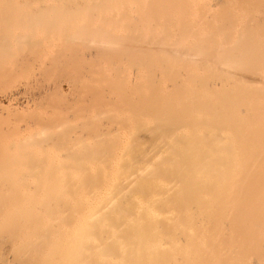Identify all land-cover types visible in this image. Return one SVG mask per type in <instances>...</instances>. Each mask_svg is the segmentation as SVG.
Returning a JSON list of instances; mask_svg holds the SVG:
<instances>
[{
  "label": "bare ground",
  "instance_id": "1",
  "mask_svg": "<svg viewBox=\"0 0 264 264\" xmlns=\"http://www.w3.org/2000/svg\"><path fill=\"white\" fill-rule=\"evenodd\" d=\"M3 103L0 264H264V0H0Z\"/></svg>",
  "mask_w": 264,
  "mask_h": 264
},
{
  "label": "rangeland",
  "instance_id": "2",
  "mask_svg": "<svg viewBox=\"0 0 264 264\" xmlns=\"http://www.w3.org/2000/svg\"><path fill=\"white\" fill-rule=\"evenodd\" d=\"M39 75V72L38 71H32L29 75H28V77H26L25 79L27 80V79H29L28 81H31V82H29L30 83V86H29V88L31 89H34L35 91H36V94H35V92H34V90H32V93H30V94H32L30 97L32 98V96L34 97V99H37V98H35L36 97V95L38 94V95H40L41 96V94L43 93V94H47V92H45L44 93V91H46V90H48V88H47V86H49V85H47V83L48 82H43V84L41 85H37V88H36V82L38 83V81L40 80L39 78H41L40 76H38ZM245 77H249V76H245ZM34 79L35 80H37V79H39V80H37V81H34ZM35 85V86H34ZM43 86V87H42ZM40 87V88H39ZM46 87V89H44ZM40 89V92H38V90ZM43 89V91H42V89ZM28 89V88H27ZM30 89H28V90H25L21 95H24V93L26 92V91H29ZM37 89V90H36ZM30 92V91H29ZM42 92V93H41ZM28 92H26V96L25 97H20L21 99L17 102V105H13L15 108L14 109H17L16 111H17V113H19V112H21V113H19V114H22V115H25L27 112H29V109H31L30 107H31V103L28 105V103H27V99H29L28 97H29V95L27 94ZM35 94V95H34ZM30 98V99H31ZM21 100H25L24 102L22 101V103H21ZM42 100H43V97H42ZM39 101H41V100H39ZM44 101V100H43ZM14 103V102H13ZM25 103H27L26 105H28V106H26V107H29V108H26L25 107V109H24V105L23 104H25ZM19 104V105H18ZM22 104V105H21ZM23 106V107H22ZM45 106V105H44ZM44 106H42V107H44ZM23 109V110H22ZM11 109H9V108H7L6 107V104L5 103H3V109L2 110H0V115H6L7 114V112L8 111H10ZM27 110V112H25ZM9 114H10V112H8ZM13 114V113H12ZM6 134H4V136H5ZM5 138V137H4Z\"/></svg>",
  "mask_w": 264,
  "mask_h": 264
}]
</instances>
